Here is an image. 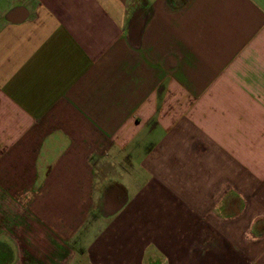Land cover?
<instances>
[{
	"label": "crops",
	"instance_id": "obj_1",
	"mask_svg": "<svg viewBox=\"0 0 264 264\" xmlns=\"http://www.w3.org/2000/svg\"><path fill=\"white\" fill-rule=\"evenodd\" d=\"M0 264H264V0H0Z\"/></svg>",
	"mask_w": 264,
	"mask_h": 264
}]
</instances>
